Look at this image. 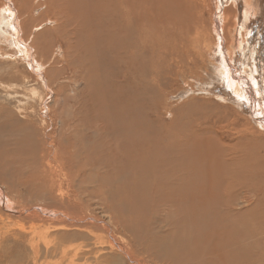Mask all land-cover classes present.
I'll return each instance as SVG.
<instances>
[{
  "label": "bare ground",
  "instance_id": "obj_1",
  "mask_svg": "<svg viewBox=\"0 0 264 264\" xmlns=\"http://www.w3.org/2000/svg\"><path fill=\"white\" fill-rule=\"evenodd\" d=\"M214 1L40 0L39 20L54 24L47 30L55 40L26 31L25 23L19 28L11 13L13 32L5 33L12 42L0 44L25 52L44 93L37 97L23 83L28 99L17 100L15 93L0 98V131L27 130L20 142L3 144L1 160H12L30 139L31 173L48 182V189L67 182L82 190L80 178H91L93 191H107L103 204L120 208V223L129 225L130 236L145 240L143 255L130 239L110 236L109 252L91 246L82 252V264H113V251L124 264H253L250 258L264 255V143L258 132L246 123L234 140H225L219 126L217 139H203L178 130V114L165 112L162 81L194 74L193 59L203 61L210 51L218 28ZM247 1L245 22L253 10ZM232 12L221 11L224 32L229 21L236 22ZM55 44L59 54L47 57V47ZM230 45L227 56L220 48L227 65L221 66L223 83L236 96L248 95L254 111L260 93L243 91L236 81ZM42 67L48 69L43 74ZM259 123L264 128V120ZM87 139L98 145L85 153L78 141ZM54 170L62 176L55 178ZM110 172L117 183H106ZM153 205L156 211L146 209ZM0 206L9 213L2 218L4 232L19 216L52 213L74 224L93 221L58 209H11L1 188ZM110 217L95 220L108 234L114 228Z\"/></svg>",
  "mask_w": 264,
  "mask_h": 264
},
{
  "label": "rangeland",
  "instance_id": "obj_2",
  "mask_svg": "<svg viewBox=\"0 0 264 264\" xmlns=\"http://www.w3.org/2000/svg\"><path fill=\"white\" fill-rule=\"evenodd\" d=\"M39 1L0 0V42L3 40L12 42L5 30L13 32L8 28L13 16L19 28L25 23L28 28L26 31L42 34V38L48 35L51 40H55L51 35L54 31L47 30L54 24L46 22V19L43 22L39 20V15L42 13L40 8H37ZM214 2L218 6V10L215 11L218 28L217 35L210 36V51L207 54H202L203 61L200 59L194 61L193 59L194 74L183 78L176 77L179 80L177 82L173 79L170 80L169 76H167V80L170 81L166 79L162 81L165 83V112L168 115L172 112L178 114V130L188 134H201L203 139L209 137L211 140V134L216 133L215 131L218 132L219 126H223L222 132L219 134L220 138L234 140L237 136L236 132L245 130L243 125L246 126L248 123L251 130L255 129L258 132V136L264 143V128H261L262 123H259L264 120V0H250L253 10L248 22L243 20L247 0H215ZM225 9H230L237 15L235 23L229 21L225 26L229 32H224L222 29L224 21L221 11ZM229 45L234 49L230 67L233 76L237 78L236 81L241 83L243 91L247 87H251L254 94L260 93V96L257 97L259 105L254 111L250 112V107L244 100L247 96L244 92L236 96L223 83L221 66L227 65L220 54V48L227 56ZM59 51L57 44L47 47L46 56L53 58L59 54ZM7 54H9L8 57H6ZM23 54L25 52L22 53L21 49L17 52L14 46L8 47L0 44V98L15 93L17 100L28 99L26 90L22 88L23 83L36 91L37 97L40 96V92L44 93L42 87L39 86V75L31 73L32 70L39 72L38 69H34L35 66H32V69L28 68L27 60ZM44 69L42 67L40 73L43 74L48 70L47 67ZM51 77L54 78V74ZM252 81L255 82V85ZM53 86L51 85L50 88ZM242 95L243 98H239ZM49 102L50 100L45 104ZM35 104L38 105V99ZM227 108L229 109L227 110ZM166 118L168 120L169 116ZM167 120L163 119V122L168 123ZM18 121H22V119L18 118ZM26 131L23 129L0 131V148L3 147V144L6 146L8 143L20 142ZM219 136L213 134L215 139ZM245 137L247 136L245 135ZM247 140H250V135ZM248 143L250 144V142ZM94 145H98V143L91 142L90 139L84 142L78 141L79 149L85 153L89 147ZM31 151L32 145L29 139L26 147L19 149L12 160L3 162L0 158V188L7 196L10 208L17 210L30 207L50 211L58 209L93 221L74 224L71 221H61V217L54 216L52 213L39 219L19 216L16 219H10L8 232H4L2 218L9 216V213L0 206V264H82L80 260L82 252L91 246L104 248L109 252L106 247H108L107 240L110 236L130 239L136 249V254L141 252L144 255L145 249L143 250L142 247L143 245L145 247V240L140 238L141 235L130 236L129 225L123 226L120 223V208L117 206L110 208L108 203H106L107 205L103 204L104 201H107L105 194L107 191H101L102 193L93 191L94 182L91 178H80L85 187L82 190H78L75 186H68L67 182H64L61 187H57L54 182V188L48 189V182L44 181L41 176L31 173L33 167ZM11 167H13V171H9ZM4 173L10 175H1ZM56 176L62 175L54 170V177L56 178ZM105 177L108 178L106 183H117L116 179H112L115 177L112 172ZM109 186L111 189H115L119 185ZM5 188L9 190L10 195H7ZM70 188H72V192H69ZM155 200H157L156 197ZM146 209L156 211L155 205ZM103 216H111L110 220L114 224V228L109 234L95 225V220H101ZM261 257L263 258L261 264H264V255ZM261 257L257 255L249 260L253 264H260ZM112 261L113 264H124L115 251H113Z\"/></svg>",
  "mask_w": 264,
  "mask_h": 264
},
{
  "label": "crops",
  "instance_id": "obj_3",
  "mask_svg": "<svg viewBox=\"0 0 264 264\" xmlns=\"http://www.w3.org/2000/svg\"><path fill=\"white\" fill-rule=\"evenodd\" d=\"M251 88V87H250ZM239 98H243V95L240 96ZM244 100H246V103L249 102V98H248V95L244 98Z\"/></svg>",
  "mask_w": 264,
  "mask_h": 264
}]
</instances>
